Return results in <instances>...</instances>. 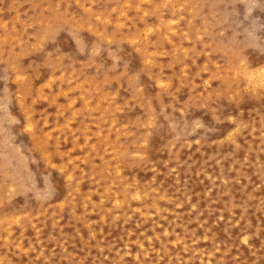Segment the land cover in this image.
<instances>
[{
	"label": "rangeland",
	"instance_id": "374dc122",
	"mask_svg": "<svg viewBox=\"0 0 264 264\" xmlns=\"http://www.w3.org/2000/svg\"><path fill=\"white\" fill-rule=\"evenodd\" d=\"M263 68L264 0H0V264H264Z\"/></svg>",
	"mask_w": 264,
	"mask_h": 264
},
{
	"label": "bare ground",
	"instance_id": "6f19581e",
	"mask_svg": "<svg viewBox=\"0 0 264 264\" xmlns=\"http://www.w3.org/2000/svg\"><path fill=\"white\" fill-rule=\"evenodd\" d=\"M244 51H245V50H244ZM256 52H257V51H256ZM263 69H264V68H263ZM263 69H261V71H262ZM254 72H255V71H254ZM256 73H257V72H256ZM262 73H263V72H262ZM262 73H261V76L264 75V73H263V74H262ZM259 74H260V73H259ZM252 76H253V75H252ZM253 77H255V76H253ZM253 77H252V78H253ZM262 77H263V76H262ZM262 77H260V78L263 79L264 77H263V78H262ZM250 78H251V77H250ZM246 79H247V78H246ZM253 79H254V78H253ZM253 79H252V80H253ZM255 79H256V78H255ZM256 81H257V80H256ZM260 81H261V80H259V82H260ZM255 84H257V83H255ZM133 192H134V191H132V193H131L132 196H133ZM133 198H134L136 201H140V194L137 193V192H135V195H134ZM133 198H132V199H133ZM132 201H134V200H132ZM156 210H157V209H156ZM140 248H141V246H140Z\"/></svg>",
	"mask_w": 264,
	"mask_h": 264
}]
</instances>
